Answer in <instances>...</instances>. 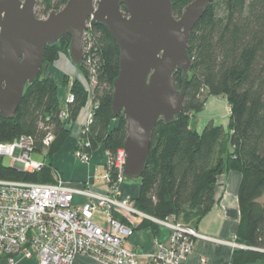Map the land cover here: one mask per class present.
Here are the masks:
<instances>
[{"label":"trees","instance_id":"obj_1","mask_svg":"<svg viewBox=\"0 0 264 264\" xmlns=\"http://www.w3.org/2000/svg\"><path fill=\"white\" fill-rule=\"evenodd\" d=\"M67 0H37L36 16L61 9ZM192 0H171L172 13L179 17ZM124 11V6H121ZM90 38L94 73L84 60L77 65L81 74L74 78L72 103L64 104L61 86L48 68L61 54L69 57L71 37L62 36L46 46L39 77L27 85L14 117L0 116V143L21 136L33 139V153L43 157L39 171H25L0 162V179L50 183L53 156L70 136L71 127L90 96L86 84L95 80L91 91V122L83 128L75 149L90 156L99 148L115 154L124 148L127 124L120 113H112L113 82L119 71L120 51L105 27L91 23ZM187 50L192 69L187 81L177 69L173 80L184 86L182 112L173 123L159 120L150 138L147 166L140 177L135 208L153 218L175 217L195 229L214 203L217 178L230 171L240 173L237 192L239 222L235 264L264 258V0H212L191 30ZM77 70V71H78ZM68 77L62 79L67 87ZM85 82V83H84ZM210 96L223 97L229 106L225 128L208 122L201 131L190 126ZM63 109L67 118L61 117ZM47 134L52 139L46 145ZM88 146H85V144ZM1 158V157H0ZM188 216V218H186ZM124 223L125 219L119 217ZM191 221V222H190ZM127 223V222H126ZM154 224L143 222L140 227Z\"/></svg>","mask_w":264,"mask_h":264},{"label":"water","instance_id":"obj_2","mask_svg":"<svg viewBox=\"0 0 264 264\" xmlns=\"http://www.w3.org/2000/svg\"><path fill=\"white\" fill-rule=\"evenodd\" d=\"M211 1L192 0L176 17L171 0H67L39 18L37 0H0V116L14 117L26 86L39 77L46 46L69 35L70 61L81 64L90 20L105 27L119 47L112 113H121L127 124L123 175L140 179L156 123H173L182 112L184 86L176 88L173 73L181 70L185 84L192 69L188 37Z\"/></svg>","mask_w":264,"mask_h":264},{"label":"built area","instance_id":"obj_3","mask_svg":"<svg viewBox=\"0 0 264 264\" xmlns=\"http://www.w3.org/2000/svg\"><path fill=\"white\" fill-rule=\"evenodd\" d=\"M91 23L87 22L83 34L82 51L85 66L94 73L89 54L92 45L87 35ZM91 83H95L93 77ZM62 100L64 104L72 103L73 93H66ZM89 107L84 127L91 122L94 106ZM61 117L67 118L66 109ZM51 139L52 135L47 134L44 143L47 145ZM80 147L74 149V157L88 163L91 156L83 151L82 143ZM32 150L31 137L0 143V157L10 156L16 165L29 172L44 166L43 160L31 158ZM105 156L106 171L100 178L107 187L105 193L96 191L89 183L74 184L58 170L52 172L50 183L0 179V258L7 257L9 264H14L18 256L35 257L38 264H72L76 256L88 255L103 264H139L140 254L125 245L132 228L119 218L126 219L129 215L141 216L170 230L168 243H157L149 264H184L194 239H209L173 216L159 220L138 211L134 200L120 192L125 181V149H118L115 154L105 152ZM78 197L84 199L82 204L76 202ZM98 212L105 216L107 229L91 220ZM227 243L235 248H248L236 243L235 234ZM200 262L205 264L206 259L201 258Z\"/></svg>","mask_w":264,"mask_h":264},{"label":"crops","instance_id":"obj_4","mask_svg":"<svg viewBox=\"0 0 264 264\" xmlns=\"http://www.w3.org/2000/svg\"><path fill=\"white\" fill-rule=\"evenodd\" d=\"M69 63L70 61L62 55L58 61L48 68L49 74L59 85L63 76L73 75L75 78H80L77 69L71 67ZM62 88H60L59 92L63 99L66 92ZM88 110L89 105L87 104L72 125L70 136L66 139L62 148L53 156V165L65 179L72 181V183H89L96 191L105 193L107 192V187L100 178L106 171L107 158L101 148H99L101 149L99 160L95 157L96 150L91 155L88 163H77L82 171L79 176L73 170V166L76 163L75 160H77L74 157V149L82 128L87 121ZM196 130L198 129L196 128ZM240 178V173L236 171H230L217 178L214 189V203L210 211L193 226L200 235L206 236L209 239L195 238L193 249L187 256L184 264H201V258L206 259L205 264H235V253L240 248L231 246L227 241L231 240L232 235L238 227L239 209L237 192ZM136 181L137 184H130L124 181L120 185L121 194L134 200L139 191V181ZM76 202L82 204L84 199L78 197L76 198ZM183 219L184 216L181 215L180 221L182 222ZM125 220L132 228V233L126 238L125 245L140 254L139 264H149V256L156 252L157 243H168L170 230L138 215H129ZM145 221L153 223L154 227L150 225L140 227ZM0 264H9L7 257H1ZM14 264H38V262L35 257L27 259L18 256L15 257ZM72 264L103 263L88 255H78ZM247 264H264V258Z\"/></svg>","mask_w":264,"mask_h":264},{"label":"rangeland","instance_id":"obj_5","mask_svg":"<svg viewBox=\"0 0 264 264\" xmlns=\"http://www.w3.org/2000/svg\"><path fill=\"white\" fill-rule=\"evenodd\" d=\"M36 12H38L37 3H36V6H35V14H36ZM44 17H46V16L40 15L39 18H44ZM62 55L65 56V58L68 61H70V58L68 56H66L64 54H61L60 56H62ZM69 64L71 65V67H74L75 69H77V66L74 65L71 61H70ZM78 73H79V70H78ZM79 76L81 77V80L83 81V78H82L80 73H79ZM63 77H61V83H60V86L63 87L62 90H64L66 93H68V92L72 93L70 91V86H71V82L75 78V76H73V75L67 76L68 79H69L67 87L63 86V82H62ZM93 84L94 83H91V82L86 84V88L89 91L88 95L90 96L89 97L90 100L88 99V105L91 106V107H93V105L91 104V91H92V88H93ZM88 113H89V110H88ZM228 120H229V106H228V103H227L226 99L223 98V97L210 96L207 99V101H206L204 109L200 113H198L196 116L191 118L190 126L193 129L197 128L198 131H201L202 128L208 122L213 121L215 125H222L225 128V130H226V127H227V124H228ZM78 140H79V138H78ZM100 153H101V149L97 150L96 153H95V157L98 160L100 158ZM31 158L34 159V160H42L43 159V157L41 155L36 154V153H32ZM75 161H76V163L73 166L74 167L73 170L75 171L77 176H79L80 173H82V171H81V168L79 167L78 164H81V162L79 160H75ZM0 162L4 166H14L15 165V162L13 161V159L10 156H2L0 158ZM98 173H99V171H98ZM125 182L126 183H130V184H137L136 180L125 179ZM91 220L94 223L100 225L103 229H107L108 228V225L106 224L105 216L103 214L95 213Z\"/></svg>","mask_w":264,"mask_h":264}]
</instances>
